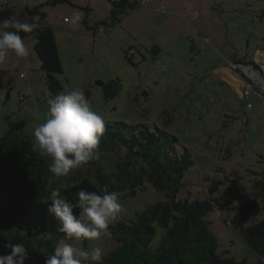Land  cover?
I'll use <instances>...</instances> for the list:
<instances>
[{"label": "rangeland", "instance_id": "374dc122", "mask_svg": "<svg viewBox=\"0 0 264 264\" xmlns=\"http://www.w3.org/2000/svg\"><path fill=\"white\" fill-rule=\"evenodd\" d=\"M111 1L72 0L74 5L42 7L47 14L44 22L54 29L63 68L58 79L64 91L78 87L86 94L90 90L87 99L105 122H145L174 134L194 160L185 176L187 187L181 193L207 198V178L222 180L221 192L236 185L239 199L231 206H218L208 220L218 237L220 253L256 262L258 257L243 236L227 223L238 216L237 206L254 196L255 181L264 178V95L251 88L246 96L247 80L234 70L243 83L237 91L232 89L215 69L228 67V61L239 59L255 61L256 68L264 72V0H200L206 8L204 12L195 11L198 0H187L194 6L193 13L200 15L196 20L185 8L176 11L179 8L171 4L160 5L164 11L129 0L135 9L128 4L124 14L114 16L116 25L120 21L122 25L108 36L93 35L97 23L112 24ZM45 2L10 0L0 11V20L15 15L37 23L39 16L27 18L28 9ZM80 5H88L90 11ZM21 36L29 55L17 57L9 53L0 63V137L9 128L10 120L25 121L19 133L32 140L35 127L45 118L47 99L51 96L41 61L33 49L35 31L22 32ZM157 48L161 51L158 54ZM259 49L262 50L257 58L263 68L255 59ZM21 72L27 73L25 79H20ZM117 78L121 83L118 95L106 99L97 80L108 82ZM99 159L105 172L115 164L113 158L105 155ZM96 167L94 160L66 177L52 174L51 180L61 185L72 184L78 173L94 178ZM113 192L122 205L119 219L126 220L134 219L135 213L147 205L165 199L163 191L149 185L134 195ZM263 218L264 203L251 220ZM156 228L153 248L160 244L164 233L158 224ZM85 241L88 250L99 246L104 255L115 246L114 241L103 236Z\"/></svg>", "mask_w": 264, "mask_h": 264}, {"label": "trees", "instance_id": "16d2710c", "mask_svg": "<svg viewBox=\"0 0 264 264\" xmlns=\"http://www.w3.org/2000/svg\"><path fill=\"white\" fill-rule=\"evenodd\" d=\"M111 2L113 17L124 14L131 4L128 0ZM58 3L74 5L72 0H46L28 9L29 16H39L37 24L41 28L35 30L33 49L41 61L51 97L64 92L58 79L63 68L54 29L44 22L47 14L42 7ZM130 6L134 9L132 4ZM79 7L90 11L88 5ZM115 17L111 25L104 21L97 23L93 35L105 37L113 33L120 25H116ZM102 28L104 33H100ZM108 28L113 30L108 31ZM155 52L161 51L157 48ZM246 63L257 66L253 60ZM97 84L106 99L115 98L121 88L118 78L108 82L97 80ZM89 94L90 90H86V98ZM24 126L25 121L10 120L9 128L0 137V255L10 252L6 247L8 243L24 244L28 251L25 264H44L46 257L53 253L63 234L57 231V221L48 215L52 190H59L61 196L73 200L81 189L101 195L105 190L134 195L149 185L163 191L165 199L137 211L134 219H119L109 226L112 236L107 238L114 241L115 246L104 255L102 264H264V218L257 222L251 220L264 203L263 177L253 184L254 196L240 203L238 216L227 223L239 231L258 257L256 262L237 260L219 252L218 237L208 216L218 206L233 205L240 191L236 185H229L221 192L222 180L207 178L210 182L207 198L181 193L187 187L185 176L194 160L174 134L145 122H105L99 145L100 158L104 155L113 158L114 166L105 172L100 159L95 160L94 178L78 173L72 184L61 185L51 180L50 159L39 157L31 149L32 140L20 135ZM74 212L78 215L79 210ZM156 224L164 233L160 244L153 248ZM84 248L88 249L86 241Z\"/></svg>", "mask_w": 264, "mask_h": 264}, {"label": "clouds", "instance_id": "9594fccd", "mask_svg": "<svg viewBox=\"0 0 264 264\" xmlns=\"http://www.w3.org/2000/svg\"><path fill=\"white\" fill-rule=\"evenodd\" d=\"M5 0H0V11ZM41 28L35 22L15 15L0 20V63L9 53L17 57L29 55L21 33H32ZM27 77L20 73V79ZM39 118V114H34ZM105 132V120L96 112L85 92L73 88L47 99V111L42 123L35 127L31 149L39 157L50 159L48 171L55 177H66L100 158L99 145ZM48 215L57 221V231L63 239L55 246L44 264H102L104 251L97 246L88 250L82 247L85 240L111 237L109 226L119 220L122 205L115 192L98 194L81 189L73 200L52 190ZM78 209V215L74 212ZM10 252L0 255V264H25L28 251L23 243H8Z\"/></svg>", "mask_w": 264, "mask_h": 264}, {"label": "crops", "instance_id": "0c3cea01", "mask_svg": "<svg viewBox=\"0 0 264 264\" xmlns=\"http://www.w3.org/2000/svg\"><path fill=\"white\" fill-rule=\"evenodd\" d=\"M10 2V0H9ZM9 2L7 5H9ZM129 2V0H128ZM142 0H136L135 3L138 4L140 3L142 5ZM200 2V3H199ZM153 3V4H151ZM165 4H171L173 6H175L176 8L178 7L179 9H177L176 11L178 10H181V9H186L187 12H189V14L191 15V17H193L195 20L196 19H199L198 17L200 15H195L193 13V10H192V3H187V0H148V2L146 3V6L147 5H150V7H155V8H164V7H160L161 6H164ZM5 5V6H7ZM131 5V4H130ZM132 6L134 7V5L132 4ZM198 8L195 10V11H198V12H204L206 10V8L203 6V1H200L198 0ZM145 7V6H143ZM191 7V9H189ZM135 9V7H134ZM133 9V10H134ZM184 9V10H185ZM150 10V9H149ZM204 10V11H203ZM164 11H165V8H164ZM117 21V20H116ZM66 23H69L70 20L68 21H65ZM120 25H122V21L119 22ZM24 40V39H23ZM262 49H259L257 52H256V55H255V59H256V62L259 64V66H262L261 63H260V59L258 60V53L261 51ZM254 59V60H255ZM264 62V60H263ZM263 68V66H262ZM216 72L219 74L220 78L228 85L230 86L232 89L236 90L237 91V87H239L240 84L243 83V81L241 79H239L237 76L234 75V73L232 72V70L229 68V67H226V66H221V67H217L216 69ZM264 70V68H263ZM228 80H226V79Z\"/></svg>", "mask_w": 264, "mask_h": 264}, {"label": "built area", "instance_id": "2783aa9c", "mask_svg": "<svg viewBox=\"0 0 264 264\" xmlns=\"http://www.w3.org/2000/svg\"><path fill=\"white\" fill-rule=\"evenodd\" d=\"M114 1V0H113ZM117 1V0H116ZM9 0H5V4L7 5ZM148 0H142V6H146V3ZM159 10H164V8H159ZM27 18L30 19L31 16L27 15ZM65 21H68V18L64 19ZM108 31H112L113 28H108ZM104 29L102 28L100 33L103 32ZM228 67L231 70L237 71L240 73L247 81H244V87H245V95L250 94L251 88H256L259 90L262 94H264V72L262 73L260 69L256 68V66L248 63H244L243 61L236 59L234 61H228Z\"/></svg>", "mask_w": 264, "mask_h": 264}, {"label": "bare ground", "instance_id": "6f19581e", "mask_svg": "<svg viewBox=\"0 0 264 264\" xmlns=\"http://www.w3.org/2000/svg\"><path fill=\"white\" fill-rule=\"evenodd\" d=\"M264 84V83H263Z\"/></svg>", "mask_w": 264, "mask_h": 264}]
</instances>
